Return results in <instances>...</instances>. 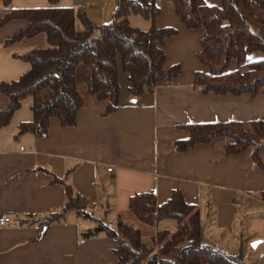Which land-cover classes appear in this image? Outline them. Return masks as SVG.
Returning <instances> with one entry per match:
<instances>
[{
  "label": "crops",
  "instance_id": "1",
  "mask_svg": "<svg viewBox=\"0 0 264 264\" xmlns=\"http://www.w3.org/2000/svg\"><path fill=\"white\" fill-rule=\"evenodd\" d=\"M148 1L161 9L156 26L179 32L166 40L164 49L167 66L182 65L177 78L135 98L122 71L121 109L106 115L104 105L91 102L79 110L72 127L64 128L51 118L47 137L18 135L22 123L34 121V99L28 97L0 129V217L12 218L0 226V264H118L116 239L105 232L93 237L84 234L95 231L97 219L111 229L122 221L140 230L150 246L158 232L177 231L178 222L141 223L130 210V198L153 192L162 205L170 201L174 190L201 212L205 245L229 256L241 254L244 264H264V152L258 163L252 150L227 155L230 138H217L184 152L176 147L190 137L183 125L264 120V94L256 98L218 95L196 87V72L205 71L197 56L205 32L186 28L171 0ZM205 1L218 5L215 0ZM50 6V0H12L11 9ZM57 7L83 8L90 20L103 25L113 20L117 0H60ZM6 13L0 5V24ZM129 22L144 31L152 27V22L136 16ZM27 28L24 20L0 25V85L18 81L31 68L20 54L50 47L45 34L7 45V40ZM263 57L254 53L247 62ZM231 64L232 70L239 68L236 61ZM76 80L84 86L82 68ZM8 104V98L0 94V111ZM56 179L91 201L94 218L68 211L42 238L41 222L66 204V189Z\"/></svg>",
  "mask_w": 264,
  "mask_h": 264
},
{
  "label": "trees",
  "instance_id": "2",
  "mask_svg": "<svg viewBox=\"0 0 264 264\" xmlns=\"http://www.w3.org/2000/svg\"><path fill=\"white\" fill-rule=\"evenodd\" d=\"M59 1L50 0L52 6L46 9L14 10L12 0H0L7 12L1 26L13 20H24L28 26L7 40V45L39 34H45L50 43L47 49L20 54L18 57L31 68L18 81L0 85V94L9 100L8 106L0 111V129L9 124L28 97L34 99V121L22 123L18 135L31 133L47 137L51 118H57L64 128L72 127L79 110L91 102L104 105L106 115L121 109L119 77L122 71L127 75L129 92L135 98L151 94L158 85L181 74L182 65H166L164 51L166 40L179 32L175 28L156 26L161 9L154 1L117 0L113 20L103 25L90 20L83 8H58ZM215 1L218 5L212 6L205 0H171L186 28L205 32L197 55L205 71L196 72L195 86L204 93L249 94L256 98L264 94V57L251 63L247 62V57L254 53L264 56V33L245 17L239 0ZM243 3L251 18L264 27V5L255 0H243ZM135 16L152 22L151 29L132 27L129 19ZM233 61L239 64L236 70L231 69ZM79 68H82L83 87L78 86L76 80ZM182 127L190 137L176 143L180 152L198 144L212 143L217 138L232 140L226 147L227 155L252 150L253 159L258 163L264 152V120ZM55 182L65 187L66 204L61 212L41 222L42 238L68 211L94 218L91 201L76 194L73 187L60 179ZM170 198L162 205L157 204L153 192L130 198V210L141 223L153 226L161 220L178 222L177 231L157 233L154 247L144 243L140 230L122 221L111 229L97 219L95 231L84 235L93 237L105 232L116 239L118 264H244L243 255L229 256L201 241V212L197 206L187 203L179 190H174Z\"/></svg>",
  "mask_w": 264,
  "mask_h": 264
},
{
  "label": "water",
  "instance_id": "3",
  "mask_svg": "<svg viewBox=\"0 0 264 264\" xmlns=\"http://www.w3.org/2000/svg\"><path fill=\"white\" fill-rule=\"evenodd\" d=\"M256 2H258L259 4L264 5V0H255ZM241 8L243 10V13L245 15V17L251 22V24L253 26H255L258 30H260L261 32L264 33V27L262 25H260L255 19H252L251 16L249 15V13L247 12L245 5L243 3V0H239ZM258 245V243L254 244L253 247H256Z\"/></svg>",
  "mask_w": 264,
  "mask_h": 264
},
{
  "label": "built area",
  "instance_id": "4",
  "mask_svg": "<svg viewBox=\"0 0 264 264\" xmlns=\"http://www.w3.org/2000/svg\"><path fill=\"white\" fill-rule=\"evenodd\" d=\"M111 169H109L108 171L111 172ZM11 221H12V218H10V216L9 217L8 216H2V217H0V226L8 225Z\"/></svg>",
  "mask_w": 264,
  "mask_h": 264
},
{
  "label": "rangeland",
  "instance_id": "5",
  "mask_svg": "<svg viewBox=\"0 0 264 264\" xmlns=\"http://www.w3.org/2000/svg\"><path fill=\"white\" fill-rule=\"evenodd\" d=\"M149 243H150V246H151V247H154V246H155V244L153 243V241H152V240H150V242H149Z\"/></svg>",
  "mask_w": 264,
  "mask_h": 264
}]
</instances>
